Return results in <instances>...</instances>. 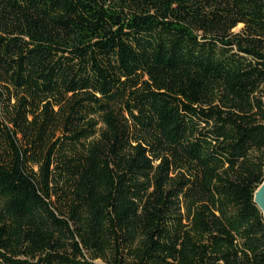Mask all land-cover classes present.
<instances>
[{"label": "trees", "instance_id": "1", "mask_svg": "<svg viewBox=\"0 0 264 264\" xmlns=\"http://www.w3.org/2000/svg\"><path fill=\"white\" fill-rule=\"evenodd\" d=\"M263 182L264 0H0V264H264Z\"/></svg>", "mask_w": 264, "mask_h": 264}, {"label": "water", "instance_id": "2", "mask_svg": "<svg viewBox=\"0 0 264 264\" xmlns=\"http://www.w3.org/2000/svg\"><path fill=\"white\" fill-rule=\"evenodd\" d=\"M255 202L264 215V182L255 193Z\"/></svg>", "mask_w": 264, "mask_h": 264}, {"label": "rangeland", "instance_id": "3", "mask_svg": "<svg viewBox=\"0 0 264 264\" xmlns=\"http://www.w3.org/2000/svg\"><path fill=\"white\" fill-rule=\"evenodd\" d=\"M242 26H239L238 30L241 28Z\"/></svg>", "mask_w": 264, "mask_h": 264}]
</instances>
